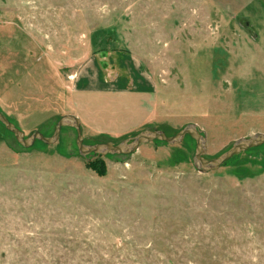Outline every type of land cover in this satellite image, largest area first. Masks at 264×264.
Segmentation results:
<instances>
[{
    "label": "rangeland",
    "instance_id": "1",
    "mask_svg": "<svg viewBox=\"0 0 264 264\" xmlns=\"http://www.w3.org/2000/svg\"><path fill=\"white\" fill-rule=\"evenodd\" d=\"M127 56L150 93L71 96ZM0 113L26 139L78 116L85 146L195 125L213 161L264 134V0H0ZM76 138L23 148L0 123V264H264V146L201 174L191 137L85 158Z\"/></svg>",
    "mask_w": 264,
    "mask_h": 264
},
{
    "label": "water",
    "instance_id": "2",
    "mask_svg": "<svg viewBox=\"0 0 264 264\" xmlns=\"http://www.w3.org/2000/svg\"><path fill=\"white\" fill-rule=\"evenodd\" d=\"M0 123L7 132L14 136L17 143L23 148L31 147L36 141H40L45 145H53L57 142L62 128H73L77 134V151L78 154L83 158L90 155H116L126 157L135 154L142 145L152 142H160L174 147L180 145L186 137H191L196 143L193 166L201 174L214 172L232 158L249 150L264 146V134H256L249 138H243L234 142L231 147L220 157L213 161L207 162L204 160V156L206 155L207 151L206 138L195 125L186 126L172 137L166 136L162 131L147 130L137 134L128 141L120 143L117 146H113L108 143L85 146L83 145L80 122L76 117L71 115L64 116L58 121L56 129L51 137H44L41 133L35 132L31 137L26 139L24 134L20 132L11 122H9V120L1 113Z\"/></svg>",
    "mask_w": 264,
    "mask_h": 264
},
{
    "label": "crops",
    "instance_id": "3",
    "mask_svg": "<svg viewBox=\"0 0 264 264\" xmlns=\"http://www.w3.org/2000/svg\"><path fill=\"white\" fill-rule=\"evenodd\" d=\"M122 60L124 61V63L126 61L127 64H123L122 66L123 73H121L120 71V74L117 69L116 71L113 72V70H111L112 65H108V63L107 66L108 68H110V70H104V71L102 70V67L97 64L86 63L85 66L83 65L81 67V70L78 71L71 80V87H72L71 96L72 97L79 95L83 96L86 93L93 96L102 95V94L114 95L117 93H121V94L131 93V94L145 96L146 93H150L149 82L147 79L145 80L135 79L136 82L137 81L138 82L137 83L134 82V84L132 82V85L129 84L132 87L126 85V80L128 79L126 76L127 72L129 74L131 69L134 71L135 69L138 68V65H136L134 63V60L129 56L123 57V59L121 58V61ZM118 68L121 69V66H118ZM143 87L145 89H143ZM148 114L149 112L147 113V116ZM76 117L81 124V120L79 119V117L78 116ZM85 125L86 127H88L87 129L90 132H95V130L97 131V129H95L93 124L86 122Z\"/></svg>",
    "mask_w": 264,
    "mask_h": 264
}]
</instances>
